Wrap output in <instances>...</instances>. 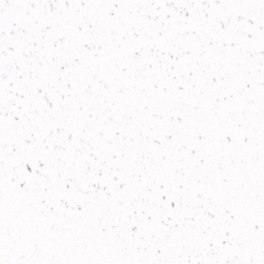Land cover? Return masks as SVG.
Instances as JSON below:
<instances>
[{
    "label": "snow or ice",
    "instance_id": "obj_1",
    "mask_svg": "<svg viewBox=\"0 0 264 264\" xmlns=\"http://www.w3.org/2000/svg\"><path fill=\"white\" fill-rule=\"evenodd\" d=\"M0 264H264V0H0Z\"/></svg>",
    "mask_w": 264,
    "mask_h": 264
}]
</instances>
